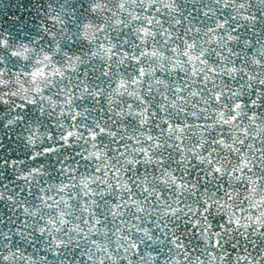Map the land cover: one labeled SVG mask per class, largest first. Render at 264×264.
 <instances>
[{
	"label": "snow or ice",
	"instance_id": "1",
	"mask_svg": "<svg viewBox=\"0 0 264 264\" xmlns=\"http://www.w3.org/2000/svg\"><path fill=\"white\" fill-rule=\"evenodd\" d=\"M30 2L0 25V264H264V0Z\"/></svg>",
	"mask_w": 264,
	"mask_h": 264
},
{
	"label": "water",
	"instance_id": "2",
	"mask_svg": "<svg viewBox=\"0 0 264 264\" xmlns=\"http://www.w3.org/2000/svg\"><path fill=\"white\" fill-rule=\"evenodd\" d=\"M33 15L34 9L30 0H0V25L6 28H11L12 22L17 21V18L30 24ZM5 20L8 21L7 24H4Z\"/></svg>",
	"mask_w": 264,
	"mask_h": 264
}]
</instances>
